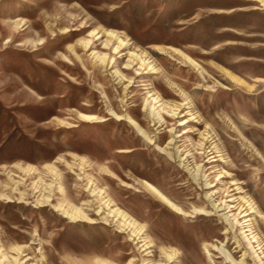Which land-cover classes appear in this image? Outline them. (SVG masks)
Segmentation results:
<instances>
[{"label":"rangeland","instance_id":"obj_1","mask_svg":"<svg viewBox=\"0 0 264 264\" xmlns=\"http://www.w3.org/2000/svg\"><path fill=\"white\" fill-rule=\"evenodd\" d=\"M214 190L264 264V0H0V264H259Z\"/></svg>","mask_w":264,"mask_h":264},{"label":"bare ground","instance_id":"obj_2","mask_svg":"<svg viewBox=\"0 0 264 264\" xmlns=\"http://www.w3.org/2000/svg\"><path fill=\"white\" fill-rule=\"evenodd\" d=\"M189 63L191 65L195 66V64L192 60H189ZM145 107H146V110L148 112V116L151 118L152 121H154L155 123H162L164 121L162 115L159 114V112L154 108L153 105H148V103H146ZM115 117H116V115H115ZM117 119H120V118H117ZM129 125L147 143L152 144L151 138H149L146 131L144 129H142L139 126V124H137L133 120H129ZM169 142H170V144H172L173 140L171 139ZM206 142H207V140L205 139L204 143H206ZM208 143H210V142H208ZM155 147L159 151V153H164L165 155H167L169 157L171 156L170 152L167 150L169 148H167V147L162 148L160 146H155ZM210 154L212 155L213 152H211ZM197 157H199V155H197ZM213 157H215V156H211L209 159H211ZM185 158L186 157L180 158V161L182 162L181 166L185 168V171L190 175V177L194 180V182L198 183V181L199 182L201 181V185L205 189L211 188L213 184H211L206 179V176L203 173V169L198 165L192 166L191 164L188 163V161ZM146 189L148 191H150L152 194H154V195L158 196L160 199H162L172 209H175L179 212L181 211L180 208L176 207L173 203H171L169 200H167L161 193H159L151 185L147 184ZM234 190H237V188H234ZM217 195H218L217 190L205 192L204 198L207 201V203H208L207 206L210 208V210L194 209L193 213L200 214L203 216H210V215H213L214 213H217L218 216L220 217V219L226 225L224 227L225 229H223V231H222V234L227 235V234L231 233L234 235L236 233L235 235L238 236L239 240L234 239V242L236 243L235 247L238 248L241 243H244L246 248L249 250V253L252 256V258H254V260L256 262H258L259 264H263L261 262V257L259 256V253H261V252H257L260 249L259 242H258L259 240L254 235H251L253 233V231H252V227L250 226V223H249L250 219L246 218L249 215V213L253 212L252 210L254 208L252 207V205L250 204V202L247 199H242L243 201H240L241 202L240 203V202H238V200L236 201L235 198H232V196H230V198H228V199H219L218 198L219 196H217ZM119 213L120 212H118V211L116 212V214H119ZM129 225H130V223H127V226H129ZM130 228H132L131 225H130ZM132 232L133 233L135 232L134 229H132ZM134 234H135V236L137 235V233H134ZM140 241L142 242V246L144 247V249H147L148 246L146 245L147 243H145V240H140ZM211 248L213 250L215 249L219 254H221L224 261H227L230 264H242L240 261H235L233 259V255L236 252L230 253L227 250H224L222 244H220V246L212 245ZM91 255H93V254H91ZM166 258H167V260H169L171 258V255H166ZM89 259L90 258L88 256V258L86 259V264L90 263ZM102 264H105V263H102Z\"/></svg>","mask_w":264,"mask_h":264}]
</instances>
